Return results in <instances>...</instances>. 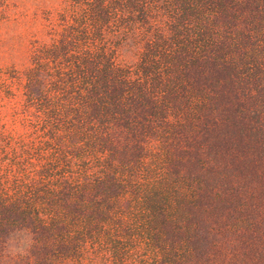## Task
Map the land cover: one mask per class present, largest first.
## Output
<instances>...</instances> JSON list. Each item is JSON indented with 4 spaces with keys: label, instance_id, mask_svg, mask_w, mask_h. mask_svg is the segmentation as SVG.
Wrapping results in <instances>:
<instances>
[{
    "label": "trees",
    "instance_id": "1",
    "mask_svg": "<svg viewBox=\"0 0 264 264\" xmlns=\"http://www.w3.org/2000/svg\"><path fill=\"white\" fill-rule=\"evenodd\" d=\"M80 8L0 69L43 138L0 123V264H264V0Z\"/></svg>",
    "mask_w": 264,
    "mask_h": 264
},
{
    "label": "rangeland",
    "instance_id": "2",
    "mask_svg": "<svg viewBox=\"0 0 264 264\" xmlns=\"http://www.w3.org/2000/svg\"><path fill=\"white\" fill-rule=\"evenodd\" d=\"M84 1L0 0V69L8 72L28 66L35 50L59 39L65 29L80 20ZM127 43L122 55L134 64L138 60V41L129 38ZM8 82L9 98L0 93V123L8 134L6 141L42 140V132L35 130L38 120L34 109L24 103L22 84L17 79Z\"/></svg>",
    "mask_w": 264,
    "mask_h": 264
}]
</instances>
